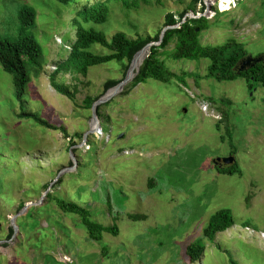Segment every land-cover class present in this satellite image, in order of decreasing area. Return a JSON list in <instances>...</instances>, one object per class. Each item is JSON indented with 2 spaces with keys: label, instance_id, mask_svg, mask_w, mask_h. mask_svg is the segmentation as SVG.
<instances>
[{
  "label": "rangeland",
  "instance_id": "1",
  "mask_svg": "<svg viewBox=\"0 0 264 264\" xmlns=\"http://www.w3.org/2000/svg\"><path fill=\"white\" fill-rule=\"evenodd\" d=\"M189 1L151 0L131 11L111 3L108 23L97 28L108 39L120 31L132 39L154 37L166 14L178 20ZM25 5L44 27L37 38L47 50L26 110L40 111L50 126L0 117V264H264V87L189 77L186 85L129 83L98 106L93 121L85 99L101 96L106 81L122 78V69L113 62L86 77L66 75L63 82L77 93L74 99L59 95L48 78L68 55L67 38L75 39L73 15L65 11L61 19L55 0H0L2 37L16 32ZM200 16L210 24L200 34L202 45L235 39L253 58L264 53V0H202L187 15ZM172 48L160 56L171 72L205 76L207 60L173 61ZM93 52L107 53L99 46ZM12 93L11 76L0 66V114L11 108ZM231 155L242 176L214 169L215 159ZM58 200L86 209L105 227L115 225L118 235L90 239ZM222 209L232 212L235 225L213 242L204 240L210 217ZM197 241L205 251L190 263L186 247Z\"/></svg>",
  "mask_w": 264,
  "mask_h": 264
},
{
  "label": "trees",
  "instance_id": "2",
  "mask_svg": "<svg viewBox=\"0 0 264 264\" xmlns=\"http://www.w3.org/2000/svg\"><path fill=\"white\" fill-rule=\"evenodd\" d=\"M62 6L58 11V16L62 19L63 12L73 15L71 28L75 31V39L70 43L67 38L70 50L67 57L56 63L55 71L49 75L51 88L64 97L74 99L77 90L72 91L68 85L63 82V77L70 75L72 77H86L88 72L96 67L117 63L122 69V78L120 80H108L104 84L103 93L95 98H86L84 103L87 109H91L93 104L106 94L110 89L122 82L126 76L133 58L149 43H159L152 46L148 57L143 61L139 73L131 82V87L135 88L141 84H146L149 80H154L162 84H170L173 81L186 85L187 77L193 78L198 82L201 78L213 79L217 82H233L237 79L245 80L248 88L264 87V63H258L254 67L237 73L239 67L235 69L238 62L248 55L244 50L242 43L235 39H229L221 45H202L200 34L209 29V21L205 17L188 18L189 12L195 13L198 4L202 0H190L185 9L178 14V20L173 14L167 13L164 18L163 26L154 37L139 36L132 39L127 37L125 32H117L110 39L97 27L104 26L110 19L111 3H121L128 10H137L140 5H150L151 0H95L88 3L89 0H55ZM159 2V0H157ZM83 5H82V4ZM202 12V11H201ZM218 12H216V16ZM18 27L16 32L6 36L0 35V66L2 70L11 76L13 93L11 95L10 107L6 114H0L4 123L12 119H27L33 121L42 128H49L50 125L43 119L39 112L30 113L26 109V104L31 102V97H35L32 81L36 79L47 66V50L39 42L37 34L44 27L39 26L35 10L25 5L17 13ZM165 31L161 39V33ZM198 29V31H197ZM48 39V38H47ZM173 44L170 51V58L173 61H196L207 60L209 62L204 77L195 73H183L178 76L171 72L166 62L160 58L166 55L168 48ZM99 46L107 51L106 54H96L93 47ZM264 56V53L262 54ZM261 55V56H262ZM141 58V57H140ZM214 104H230L226 100L208 99ZM16 104L20 105V113H14ZM14 105V106H13ZM100 108L96 110V115ZM55 129L54 127H52ZM64 131V130H63ZM235 155V153H232ZM220 175H238L242 176L241 169L237 162L224 169L215 168ZM152 182V181H150ZM45 188H48L47 185ZM49 194L47 195V197ZM57 207L64 214H73L79 217L82 226L87 231L90 239L99 242L104 233L117 236L118 231L115 225L105 227L95 222L91 214L75 203L64 200L57 201ZM24 208L20 205L19 211ZM110 210V205H109ZM140 219V217H130V219ZM235 225L232 212L228 209H222L214 213L203 231V238L213 242L216 236L231 229ZM247 227L246 224L243 225ZM13 229L8 233V238L13 236ZM205 251V243L197 241L186 247L185 254L190 263L198 261ZM230 264H238L237 261L230 259Z\"/></svg>",
  "mask_w": 264,
  "mask_h": 264
},
{
  "label": "water",
  "instance_id": "3",
  "mask_svg": "<svg viewBox=\"0 0 264 264\" xmlns=\"http://www.w3.org/2000/svg\"><path fill=\"white\" fill-rule=\"evenodd\" d=\"M201 17V16H200ZM205 17V16H204ZM193 18V17H192ZM167 30L164 29L161 33V36L160 38L162 39L163 38V35L165 33V31ZM198 31V29H197ZM156 45H159V43H149L148 45H146L132 60L130 66H129V69L126 73V76L124 78V80L122 82H120L117 86H115L114 88L110 89L104 96H102L101 98H99L92 106L91 110H92V119L93 121L97 120V117H96V109L99 105H102V104H105L107 103L116 93H118L119 91H121L126 85H128L129 83H131L133 81V79L137 76V74L139 73V70H140V67L141 65L136 68L135 70L133 69L134 67V64L136 62V59L138 58V56L143 53L144 51H148V54L145 56L144 60L148 57L149 55V51H150V48L152 46H156ZM264 63V56H260V57H257V58H253L251 55H247L246 57H244L243 59H241L238 64L236 65L235 69H237L239 67V71L237 72L238 74L241 73V72H244L245 70L249 69V68H252L254 67L256 64L258 63ZM143 63V62H142ZM112 94L109 95L110 92H112ZM123 135H120V138H122ZM236 161H235V158L233 156H230V157H226V158H217L213 161V165L218 167V168H222L224 165L229 167V166H232L233 164H235ZM27 206L24 207L22 209V212L26 211L27 210ZM15 229L16 226H14Z\"/></svg>",
  "mask_w": 264,
  "mask_h": 264
},
{
  "label": "bare ground",
  "instance_id": "4",
  "mask_svg": "<svg viewBox=\"0 0 264 264\" xmlns=\"http://www.w3.org/2000/svg\"><path fill=\"white\" fill-rule=\"evenodd\" d=\"M148 54V51L146 50V51H144L143 53H141L139 56H138V58L136 59V62H135V64H134V67H133V69L135 68V67H139L141 64H142V62L144 61V58H145V56ZM141 57V58H140ZM113 93V91L112 92H110L109 93V95L110 94H112Z\"/></svg>",
  "mask_w": 264,
  "mask_h": 264
},
{
  "label": "flooded vegetation",
  "instance_id": "5",
  "mask_svg": "<svg viewBox=\"0 0 264 264\" xmlns=\"http://www.w3.org/2000/svg\"><path fill=\"white\" fill-rule=\"evenodd\" d=\"M231 156H232V155H231ZM213 167H214V169H215V168H217V169H224V168H226V167L218 168V167H216V166H214V165H213Z\"/></svg>",
  "mask_w": 264,
  "mask_h": 264
}]
</instances>
